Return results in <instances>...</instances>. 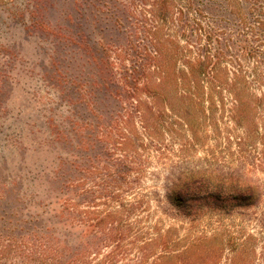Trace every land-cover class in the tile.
Masks as SVG:
<instances>
[{"label":"trees","instance_id":"1","mask_svg":"<svg viewBox=\"0 0 264 264\" xmlns=\"http://www.w3.org/2000/svg\"><path fill=\"white\" fill-rule=\"evenodd\" d=\"M77 15L112 26L122 40L107 46L97 30L100 40L90 55L95 80L77 94V177L56 183L49 218L40 203L15 199L28 209L13 210L18 220L3 230L0 257L10 264H215L190 260L205 239L173 254L172 229L140 228L138 217L148 209L142 178L160 152L161 102L189 128L190 111L201 110L197 103L231 101V122L238 128L249 122L236 144L248 147L261 129L264 138V118L262 128L256 124L258 112L264 114V0H77ZM25 29L53 28L39 19ZM96 93L113 102L108 116L79 113L96 110ZM246 161L255 165L252 156ZM263 193L264 182L243 172L192 169L166 181L164 200L187 217L251 209ZM33 210L43 214L30 216ZM81 225L87 226L83 237ZM238 235L241 242L227 240L225 264H264V226Z\"/></svg>","mask_w":264,"mask_h":264},{"label":"rangeland","instance_id":"2","mask_svg":"<svg viewBox=\"0 0 264 264\" xmlns=\"http://www.w3.org/2000/svg\"><path fill=\"white\" fill-rule=\"evenodd\" d=\"M39 19L49 22L52 32L25 29ZM100 28L107 46L122 40L112 26L97 25L90 17L77 15V0H0V238L7 234L3 230L18 220L12 218L13 210L28 209L24 202L16 203V198L40 203L44 214L50 210L49 218L56 207H47L58 197L56 183L77 177V94L95 80L90 55L100 40ZM78 30L81 33L77 36ZM77 44L89 51L77 49ZM96 94L100 101L96 110L81 108L79 113L91 118L92 111L96 116H108L113 102L102 93ZM198 105L200 111H190L191 127L182 128L169 103L159 104L164 111L159 122L160 152L142 178L141 192L149 197L148 209L138 219L142 221L140 228L156 227L161 234L172 229L177 240L173 254L205 239L199 251L190 253V260L208 258L225 264L230 254L226 247L229 238L237 237L241 242L240 229L254 235L264 226V196L251 209H234L227 214L201 210L184 217L164 200L166 181L183 170L198 169L243 172L263 183V130L253 132L248 147L240 148L236 142L244 136L249 122L244 119L242 128L231 122V101L207 100ZM261 112L255 119L259 129L264 118ZM249 156L254 166L245 163ZM80 209L84 210V205ZM35 213L43 214L33 210L30 216ZM86 227L77 228L82 237ZM0 264L10 261L0 257Z\"/></svg>","mask_w":264,"mask_h":264}]
</instances>
